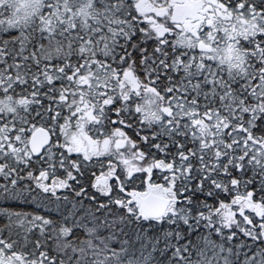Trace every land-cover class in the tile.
<instances>
[{
    "label": "snow or ice",
    "instance_id": "1",
    "mask_svg": "<svg viewBox=\"0 0 264 264\" xmlns=\"http://www.w3.org/2000/svg\"><path fill=\"white\" fill-rule=\"evenodd\" d=\"M0 264H264V0H0Z\"/></svg>",
    "mask_w": 264,
    "mask_h": 264
}]
</instances>
